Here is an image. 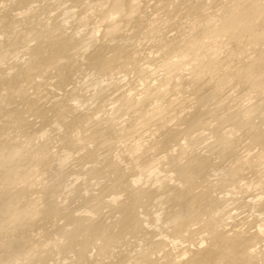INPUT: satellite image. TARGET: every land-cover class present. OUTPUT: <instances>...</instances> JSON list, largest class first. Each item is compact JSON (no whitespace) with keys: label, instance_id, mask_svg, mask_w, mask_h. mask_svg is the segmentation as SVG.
<instances>
[{"label":"bare ground","instance_id":"1","mask_svg":"<svg viewBox=\"0 0 264 264\" xmlns=\"http://www.w3.org/2000/svg\"><path fill=\"white\" fill-rule=\"evenodd\" d=\"M0 264H264V0H0Z\"/></svg>","mask_w":264,"mask_h":264}]
</instances>
